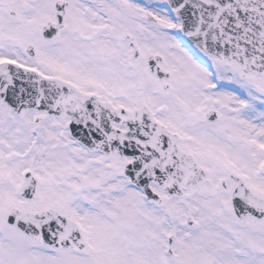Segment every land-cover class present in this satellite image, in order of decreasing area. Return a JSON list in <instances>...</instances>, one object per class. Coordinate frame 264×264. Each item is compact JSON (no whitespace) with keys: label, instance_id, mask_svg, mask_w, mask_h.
Instances as JSON below:
<instances>
[{"label":"snow or ice","instance_id":"6c2138e0","mask_svg":"<svg viewBox=\"0 0 264 264\" xmlns=\"http://www.w3.org/2000/svg\"><path fill=\"white\" fill-rule=\"evenodd\" d=\"M0 264H264V0H0Z\"/></svg>","mask_w":264,"mask_h":264},{"label":"rangeland","instance_id":"374dc122","mask_svg":"<svg viewBox=\"0 0 264 264\" xmlns=\"http://www.w3.org/2000/svg\"><path fill=\"white\" fill-rule=\"evenodd\" d=\"M153 2L159 3V2H161V0H153Z\"/></svg>","mask_w":264,"mask_h":264}]
</instances>
